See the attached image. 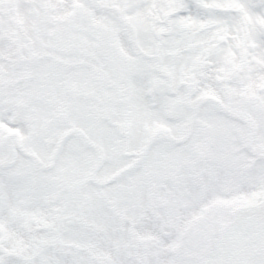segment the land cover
Instances as JSON below:
<instances>
[{
    "label": "snow or ice",
    "instance_id": "obj_1",
    "mask_svg": "<svg viewBox=\"0 0 264 264\" xmlns=\"http://www.w3.org/2000/svg\"><path fill=\"white\" fill-rule=\"evenodd\" d=\"M0 264H264V0H0Z\"/></svg>",
    "mask_w": 264,
    "mask_h": 264
}]
</instances>
